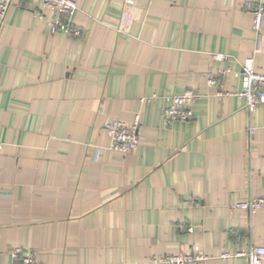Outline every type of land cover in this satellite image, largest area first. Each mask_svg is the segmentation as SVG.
Returning <instances> with one entry per match:
<instances>
[{"label": "crops", "instance_id": "crops-1", "mask_svg": "<svg viewBox=\"0 0 264 264\" xmlns=\"http://www.w3.org/2000/svg\"><path fill=\"white\" fill-rule=\"evenodd\" d=\"M74 1L78 37L50 32L36 0H11L0 22V264L13 246L38 264L192 246L196 264H247L237 253L264 246V205L232 204L264 194V104L248 111L234 74L256 46L243 3L257 0ZM253 59L264 73V18ZM225 68L220 97L206 75ZM186 90L193 116L167 125L166 97ZM136 114L138 147L107 149L104 122Z\"/></svg>", "mask_w": 264, "mask_h": 264}, {"label": "built area", "instance_id": "built-area-1", "mask_svg": "<svg viewBox=\"0 0 264 264\" xmlns=\"http://www.w3.org/2000/svg\"><path fill=\"white\" fill-rule=\"evenodd\" d=\"M38 7L33 9V14L38 18H46L45 13L49 11L51 17L47 18L50 32H63L64 34L78 37L81 34L79 28L72 23V16L77 10V4L74 0H36ZM11 0H0V22H2L10 8ZM244 8L252 15V29L256 37V46L250 56L245 58L240 65V71L234 75L239 76L241 80L240 89L234 95L242 98L248 111H253L259 104H264V73L257 72L254 69L253 54L259 49L261 38V27L264 18V1L255 2L245 1ZM216 59H226L225 54H214ZM230 72L229 68L220 69L216 72L209 70L206 75L207 84L216 87L215 94L220 97L231 95L232 93L222 88V80ZM197 99V94L191 90H186L182 94H171L166 97V106L163 108L162 116L167 125L174 121H187L193 114L191 106ZM139 115L136 114L131 123L122 120H107L104 122V129L109 136L107 149L119 153H128L134 151L142 140L138 132ZM253 129H250V133ZM0 143V148H1ZM100 148H96V156ZM264 205V194L258 197H251L244 201L232 204L233 209L243 210L249 214L255 213ZM188 232L194 230V225L183 222ZM9 253L12 258V264H38L33 250L23 246H13ZM237 255L246 258L247 264H264V246L250 245L247 249L240 251ZM230 255L224 252L221 257L227 258ZM198 246H192L187 251L176 254H163L153 256L144 262L133 264H196L205 259Z\"/></svg>", "mask_w": 264, "mask_h": 264}]
</instances>
